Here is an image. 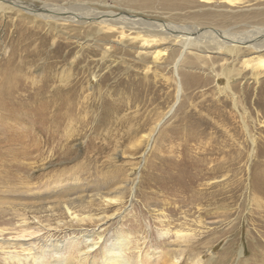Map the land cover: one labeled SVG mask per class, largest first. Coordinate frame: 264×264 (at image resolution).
Listing matches in <instances>:
<instances>
[{"label": "rangeland", "instance_id": "obj_1", "mask_svg": "<svg viewBox=\"0 0 264 264\" xmlns=\"http://www.w3.org/2000/svg\"><path fill=\"white\" fill-rule=\"evenodd\" d=\"M18 1L34 9L86 3L182 36L264 27V11L243 9L264 0L233 8L215 7L221 0L206 8L197 0L141 8L133 0ZM104 29L0 13L1 238L41 227L45 243H69L65 257L76 259L88 234L98 243L89 264H102L120 236L130 242L124 255L143 263L181 253L179 264H264V73L246 76L244 66L264 49L241 47L235 107L222 75L233 63L226 52L192 47L176 76L181 42L155 36L145 45L131 35L123 44ZM54 41L67 45L56 55Z\"/></svg>", "mask_w": 264, "mask_h": 264}, {"label": "bare ground", "instance_id": "obj_2", "mask_svg": "<svg viewBox=\"0 0 264 264\" xmlns=\"http://www.w3.org/2000/svg\"><path fill=\"white\" fill-rule=\"evenodd\" d=\"M133 2L141 8V6L151 7L153 4L155 5L156 0H133ZM163 2H165L163 6L167 5V3L169 4V6L171 5V0H163ZM229 3L230 5L235 4L231 1ZM31 6L33 5H25L18 0H0V13L3 14L6 11L13 10H16V12L17 10H19L25 13H33L34 17L43 20L45 24L49 26L52 22L53 24L55 23L62 27L73 24L87 27H90L91 25L105 26L107 30H104L118 34V37L123 44L125 43L127 37L131 35H134V38H144L145 45H150L151 43H153L155 41L153 39L155 36L164 41H168L170 38H172L179 43L181 42L183 46V52L174 65L176 76H178L177 69L180 61H182L183 54L189 51L192 47H199L203 45L208 49L217 50L219 54L222 52H226L231 57V59H233V63L231 67H226L227 69H225L222 75L228 81V89L230 91V95L232 96L231 99L233 100L235 107H237L236 102L238 100V96L235 92H233L232 86L230 84L234 79L233 73L236 60L240 55L241 47L245 46L248 49L257 48V50L264 49V27H256L253 30H248L245 32H233L230 30L221 31L220 29L217 30V28H207L208 31L204 30L202 32L201 30H199V28H196L195 30H187L185 28L186 34L182 36L177 34L175 32L176 30H173V26H168L166 28L159 22L155 23V21L153 22L149 20H143L138 17L129 15V13L126 15L113 11L102 12L97 8L88 6L86 3H81L77 7L71 6V8H69L65 7V5H59L57 3L45 1L42 6H39V8L34 9ZM45 42H48L47 38H45ZM52 44H56V47L53 51L55 52V55L61 52V50H63L67 46L62 44L61 41L58 43L54 41ZM55 66H57V62L54 61L49 66L51 67V71H54L52 67ZM244 66L246 67V76L250 75L249 71L252 75H254L258 71L264 73V57H252L250 60L244 63ZM48 76L50 77V75ZM219 76V74H216L215 78L218 79ZM53 77L47 78V81H53ZM66 81H68V78L62 76L60 82H63L62 84L65 85ZM180 91L181 90H179V92ZM41 92L43 93L42 90ZM5 230L6 229H0V259L2 260L3 264H73L74 260H76L79 264H89L88 257L90 256H87L86 254L91 252L96 247V245H98V243L91 238V235H85L84 241L86 243V250H83L84 252H81V250H79V247H77L78 249L76 250L79 253V256L76 259H73L75 257H65V250L68 246H70L68 245L69 243H64L56 240L51 241L50 243H45L44 240L40 238V235L44 230L41 227L31 228L29 226H23L8 239L1 238ZM187 236L185 235L184 238H186ZM72 242H75V245L76 243L78 244L76 240ZM129 244L130 242L128 239H126L124 236H120L114 244H112L109 248H105L102 264L153 263L151 261H149L148 263H143L139 257L136 261L126 257L124 254L126 250H128ZM77 246L80 245L78 244ZM181 260L182 258L180 253L174 257L171 263L164 260L163 264H179L181 263ZM155 264H157V262Z\"/></svg>", "mask_w": 264, "mask_h": 264}, {"label": "crops", "instance_id": "obj_3", "mask_svg": "<svg viewBox=\"0 0 264 264\" xmlns=\"http://www.w3.org/2000/svg\"><path fill=\"white\" fill-rule=\"evenodd\" d=\"M176 3H179L177 0H174ZM184 1H186V0H184ZM199 3H205V5H203V6H201V7H205L206 8V5L207 4H210V3H212V0H197ZM233 2V3H235L234 5H230V3L229 2ZM242 0H221L220 2H218L216 5H215V7H220V6H222V7H230V8H233V7H235V5L236 4H240V2H241ZM180 4H182V5H184V4H190L191 6H193L194 5V2H189V1H186V2H184V3H180ZM232 6V7H231ZM181 7V6H180ZM207 7H210V6H207ZM242 8V7H241ZM252 8H254V10H250V9H252ZM252 8H243L244 9V11H247V10H249L250 11V13H254L255 12V14H257V10H261V12L262 11H264V5H262V4H260V5H255L254 7H252ZM255 8H257V9H255ZM244 13H247V12H244Z\"/></svg>", "mask_w": 264, "mask_h": 264}]
</instances>
